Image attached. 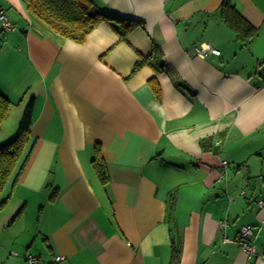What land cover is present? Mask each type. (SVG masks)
Masks as SVG:
<instances>
[{"label":"crops","instance_id":"crops-1","mask_svg":"<svg viewBox=\"0 0 264 264\" xmlns=\"http://www.w3.org/2000/svg\"><path fill=\"white\" fill-rule=\"evenodd\" d=\"M222 1L95 0L140 24L120 39L103 20L78 43L0 0L17 24L0 31V145L33 101L25 161L0 196V264H169L172 240L179 264H264V0H230L258 28L248 46ZM153 42L166 68L132 72ZM202 42L220 53L196 54Z\"/></svg>","mask_w":264,"mask_h":264},{"label":"trees","instance_id":"trees-1","mask_svg":"<svg viewBox=\"0 0 264 264\" xmlns=\"http://www.w3.org/2000/svg\"><path fill=\"white\" fill-rule=\"evenodd\" d=\"M24 2L32 16L57 34L78 43L84 42L87 35L103 20L111 24L120 39H125L127 34L137 24H140L136 20L114 16L111 12L100 7L95 0H24ZM219 10L221 21L234 32L236 40L243 46H248L257 35L258 28L242 15L230 0H223L219 5ZM4 30L2 28L0 31ZM143 65H150L157 72L166 68L161 48L155 42H153L151 52L146 56L141 55L135 62L132 72L137 71ZM10 103L11 100L0 91V125ZM32 104L31 100L24 110L17 134L8 142L0 145V196L11 177L18 176L22 169L21 161L23 162L22 159H24L30 139ZM92 162L97 176L103 183H106L108 175L101 157H95ZM180 257V243L172 240L169 264H179Z\"/></svg>","mask_w":264,"mask_h":264},{"label":"built area","instance_id":"built-area-1","mask_svg":"<svg viewBox=\"0 0 264 264\" xmlns=\"http://www.w3.org/2000/svg\"><path fill=\"white\" fill-rule=\"evenodd\" d=\"M0 26L5 30H14L17 28V24L10 21L3 13V10H0ZM195 53L199 55H207L209 53L219 54L220 51L217 48L212 47L210 44L202 42L195 47ZM264 81V76H263ZM221 164L223 166L228 164L227 160H222ZM259 207H264V199H259L257 201ZM221 226H225L226 222H220ZM256 237L253 226L249 224H244L240 227L236 240L239 242L240 247L246 252L249 259V263L254 260L256 257V248L254 245V238ZM64 259V256L61 254H55L53 259L49 262L40 260L34 255H28L26 257V262L24 264H60Z\"/></svg>","mask_w":264,"mask_h":264},{"label":"rangeland","instance_id":"rangeland-1","mask_svg":"<svg viewBox=\"0 0 264 264\" xmlns=\"http://www.w3.org/2000/svg\"><path fill=\"white\" fill-rule=\"evenodd\" d=\"M174 193V192H173Z\"/></svg>","mask_w":264,"mask_h":264}]
</instances>
